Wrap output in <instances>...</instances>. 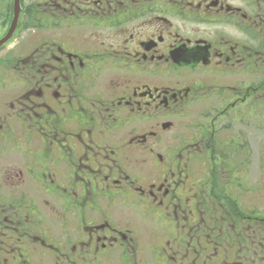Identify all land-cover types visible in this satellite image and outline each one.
<instances>
[{"label":"flooded vegetation","instance_id":"af4514ba","mask_svg":"<svg viewBox=\"0 0 264 264\" xmlns=\"http://www.w3.org/2000/svg\"><path fill=\"white\" fill-rule=\"evenodd\" d=\"M0 264H264V0H20Z\"/></svg>","mask_w":264,"mask_h":264},{"label":"water","instance_id":"95a60500","mask_svg":"<svg viewBox=\"0 0 264 264\" xmlns=\"http://www.w3.org/2000/svg\"><path fill=\"white\" fill-rule=\"evenodd\" d=\"M19 12H20V0H13V19L11 22V26H10V29H9L8 33L6 34V36L2 40H0V44L5 42L11 36V33L13 32V30L17 24Z\"/></svg>","mask_w":264,"mask_h":264},{"label":"rangeland","instance_id":"374dc122","mask_svg":"<svg viewBox=\"0 0 264 264\" xmlns=\"http://www.w3.org/2000/svg\"><path fill=\"white\" fill-rule=\"evenodd\" d=\"M31 1V0H29ZM27 3V2H26ZM0 12H12V2L9 4L4 3L3 5L0 6Z\"/></svg>","mask_w":264,"mask_h":264}]
</instances>
